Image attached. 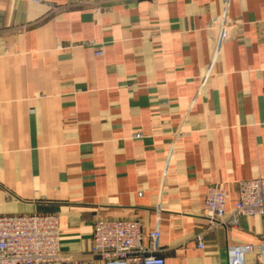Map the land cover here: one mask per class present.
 Segmentation results:
<instances>
[{"label":"crops","instance_id":"1","mask_svg":"<svg viewBox=\"0 0 264 264\" xmlns=\"http://www.w3.org/2000/svg\"><path fill=\"white\" fill-rule=\"evenodd\" d=\"M258 176L264 0H0L1 214H57L81 264H104L100 217L140 220L166 264L255 262L264 216L208 230L204 206L218 184L230 216Z\"/></svg>","mask_w":264,"mask_h":264},{"label":"built area","instance_id":"2","mask_svg":"<svg viewBox=\"0 0 264 264\" xmlns=\"http://www.w3.org/2000/svg\"><path fill=\"white\" fill-rule=\"evenodd\" d=\"M40 2L42 0H33ZM102 55L103 50L96 51ZM141 134L138 133L137 136ZM238 200L230 216L226 203L228 192L218 184L208 186L204 216L206 229L239 224V216H264V176L237 182ZM153 242L161 233L150 232ZM144 228L140 220L128 218H97L93 229V255L104 264H166L165 258L144 245ZM198 246L204 247L203 234L197 236ZM253 244L229 248V264H264V243L255 262L246 260ZM0 264H81L61 251L59 216L54 213L1 214Z\"/></svg>","mask_w":264,"mask_h":264}]
</instances>
